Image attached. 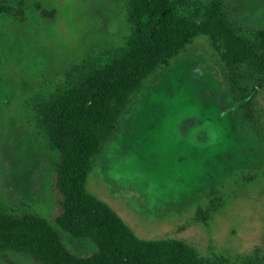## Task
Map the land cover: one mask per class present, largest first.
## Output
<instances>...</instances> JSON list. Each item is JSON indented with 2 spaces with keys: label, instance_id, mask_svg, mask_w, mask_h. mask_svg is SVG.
I'll use <instances>...</instances> for the list:
<instances>
[{
  "label": "rangeland",
  "instance_id": "374dc122",
  "mask_svg": "<svg viewBox=\"0 0 264 264\" xmlns=\"http://www.w3.org/2000/svg\"><path fill=\"white\" fill-rule=\"evenodd\" d=\"M126 1L0 0V200L42 215L52 209L55 153L38 125L36 103L63 90L86 59L102 61L103 49L124 46ZM208 1L184 0L178 9L189 14L190 5ZM223 2L232 24L253 41L264 27V0ZM226 72L203 35L163 62L132 97L87 189L139 237L180 239L203 255L245 264L264 259V88L255 100L258 138L231 121ZM240 72L247 90L257 87L260 75L247 67ZM216 122L221 140L195 146L205 124ZM211 188L223 201L203 221L197 209L206 210ZM59 233L77 251L93 248L89 238ZM0 264L40 263L0 252Z\"/></svg>",
  "mask_w": 264,
  "mask_h": 264
},
{
  "label": "trees",
  "instance_id": "16d2710c",
  "mask_svg": "<svg viewBox=\"0 0 264 264\" xmlns=\"http://www.w3.org/2000/svg\"><path fill=\"white\" fill-rule=\"evenodd\" d=\"M183 1L127 0L130 33L124 46L103 49L102 61L86 59L63 90L36 103L38 125L50 152L55 153L50 160L53 207L42 215L29 205L0 200V252L27 254L40 264H237L228 256L203 255L180 239L139 237L87 189L88 177L132 97L163 62L201 35L208 37L226 68L225 97L234 110L235 128H251L258 138L263 135L255 100L264 88V27L256 30L251 41L232 24L223 0L190 5L189 14L178 9ZM243 67L260 75L257 87H244ZM217 123H206L194 145L217 144L223 135ZM208 198L209 208L197 209L203 221L223 201L214 188ZM59 230L89 238L93 248L83 252L71 248ZM244 263L264 264V259Z\"/></svg>",
  "mask_w": 264,
  "mask_h": 264
}]
</instances>
